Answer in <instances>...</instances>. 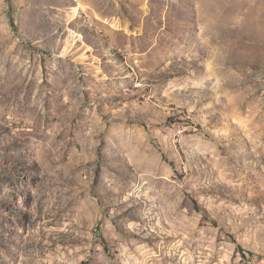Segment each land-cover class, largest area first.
I'll return each instance as SVG.
<instances>
[{"label":"rangeland","instance_id":"374dc122","mask_svg":"<svg viewBox=\"0 0 264 264\" xmlns=\"http://www.w3.org/2000/svg\"><path fill=\"white\" fill-rule=\"evenodd\" d=\"M0 264H264V0H0Z\"/></svg>","mask_w":264,"mask_h":264},{"label":"trees","instance_id":"16d2710c","mask_svg":"<svg viewBox=\"0 0 264 264\" xmlns=\"http://www.w3.org/2000/svg\"><path fill=\"white\" fill-rule=\"evenodd\" d=\"M8 2H10V0H8ZM8 17H9L10 25L12 26V28L14 29V31H17L16 30V26H15V24L13 22L12 16L9 14ZM171 165L173 166V164H171Z\"/></svg>","mask_w":264,"mask_h":264}]
</instances>
